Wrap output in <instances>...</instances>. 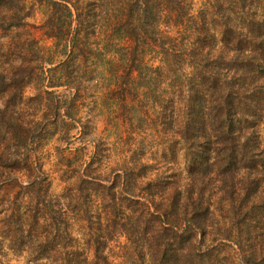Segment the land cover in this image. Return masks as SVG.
<instances>
[{
    "label": "rangeland",
    "instance_id": "374dc122",
    "mask_svg": "<svg viewBox=\"0 0 264 264\" xmlns=\"http://www.w3.org/2000/svg\"><path fill=\"white\" fill-rule=\"evenodd\" d=\"M54 1L0 0V264H264L263 182L249 185L245 170L188 173L182 97L194 89L211 102L216 86L190 73L207 57L236 53L221 42L217 1L186 0L199 22L202 8L215 18L201 40L193 25L180 36L165 22L139 26V40L103 25L116 0H71L92 17L73 23L75 48L53 36L68 30ZM220 1L230 22L255 30L246 49L259 57L261 86L245 95L259 110L264 146V0ZM156 40L172 63L150 46ZM149 196L160 216L141 214ZM208 208L190 245L162 225Z\"/></svg>",
    "mask_w": 264,
    "mask_h": 264
},
{
    "label": "trees",
    "instance_id": "16d2710c",
    "mask_svg": "<svg viewBox=\"0 0 264 264\" xmlns=\"http://www.w3.org/2000/svg\"><path fill=\"white\" fill-rule=\"evenodd\" d=\"M216 1L217 4L211 6L218 10L217 15L224 20L221 26L225 28L221 42L223 47L235 44L236 53L230 58L225 55H219L217 58L207 57L210 59L206 61L205 65L196 67L195 71L190 73L192 78H196L197 71L201 70L202 75L208 76L206 81L211 78L216 86L213 88L211 102L209 99L210 93H203L194 89H188L182 97L183 112H185L186 117L184 120L185 137L182 139L189 144L186 151L189 162L188 173L191 178H196L199 172L207 174L211 170H220L221 174L226 176L231 174L234 177L240 171L245 170L249 185L261 186L262 182L264 184V146L261 143V135L257 130L260 113L256 109V103H254L252 96L245 95L247 85H251L253 91H256L257 86L258 88L261 86V83H258L259 81H253L259 70H262L260 67L262 65L258 60L259 57L254 50L248 52L246 49V44L251 42L255 30L248 31L246 27L241 29L239 24L230 22V12L223 8L226 5L222 4L220 0ZM54 2L57 5H63L67 10L65 22L68 25V30L53 36L64 39L70 38L75 48L79 35L75 34L74 38L71 37L73 23L76 21L84 25V19L90 20L92 17L82 14L79 7H76L71 0H55ZM86 5L89 10L90 3L87 2ZM234 5L232 4L229 9L232 10L231 13L239 16L240 6ZM113 7L115 9L113 11H102L103 25L122 27L127 39L136 38L140 40L142 38V35L138 33L139 26L152 28L165 22L181 28L180 36H185L183 31L186 28L183 29L182 27L193 25L191 28L194 31L199 30L200 35L197 39L201 40L206 35L202 32L206 31V26L210 25L215 19L208 17L209 12H201L207 10L202 8L198 12L201 19L199 22L197 20L198 14L196 18L192 12V6L186 0H116ZM195 21L197 22L194 24ZM251 22L256 23L255 20ZM261 35L264 36V34ZM157 37L161 40L160 36ZM168 39L171 43L173 42L171 36H168ZM150 46L163 49L166 52H162L166 55L164 57L165 63H172V55L174 54L170 52V49L164 43H158L156 40V43L150 44ZM188 50L185 51L188 52ZM188 54L187 56H189ZM216 65L219 66L220 71L213 70L217 68ZM246 77L251 79L247 83L235 82V80L242 81L244 78L247 81ZM255 172H260V174L257 175ZM150 196L142 201L141 214L155 218L160 214L157 213L156 200ZM248 196L252 195L248 194ZM134 202L139 203L140 201L134 199ZM167 206L169 208V205ZM198 212L199 215H196L195 209L184 212L171 221L166 222L170 219H165V222L163 220L162 225L173 233L177 242L189 241L188 244L190 245L193 233L199 227L197 216L206 218L210 208L206 209L205 212ZM169 245L170 239L168 238L164 244L158 247L164 253Z\"/></svg>",
    "mask_w": 264,
    "mask_h": 264
}]
</instances>
